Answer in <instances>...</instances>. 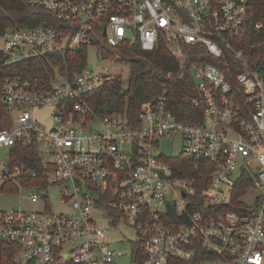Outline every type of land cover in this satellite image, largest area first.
Instances as JSON below:
<instances>
[{
  "label": "built area",
  "instance_id": "2783aa9c",
  "mask_svg": "<svg viewBox=\"0 0 264 264\" xmlns=\"http://www.w3.org/2000/svg\"><path fill=\"white\" fill-rule=\"evenodd\" d=\"M254 1L262 19L252 22ZM27 2L54 21L1 36L0 104L9 113L0 114V191L41 211L0 209V264H114L126 254L106 241V230L121 220L137 232L142 264L205 253L216 256L208 264H264V57L249 65L233 46L247 30L264 33V0ZM126 45L166 46L181 70L190 66L196 95L187 101L200 109L198 122L176 120L165 87L133 123L125 113L91 115L85 96L122 70L86 63L72 72L48 60L83 48L88 57L93 47L102 60L126 61ZM227 53L241 67L229 77L215 64ZM29 58L47 61L43 78L2 76ZM44 109L42 120L34 110ZM175 137L178 155L155 154L161 139ZM15 145L35 148V167L12 162ZM177 156L210 167L200 198L194 180L164 159ZM240 181L248 184L233 199Z\"/></svg>",
  "mask_w": 264,
  "mask_h": 264
},
{
  "label": "trees",
  "instance_id": "16d2710c",
  "mask_svg": "<svg viewBox=\"0 0 264 264\" xmlns=\"http://www.w3.org/2000/svg\"><path fill=\"white\" fill-rule=\"evenodd\" d=\"M253 4L258 11L252 13L250 17L252 22L262 19L259 1H254ZM47 20L54 21L47 11L41 7L29 5L27 0H0V36L8 29L33 28ZM233 46L243 51L249 65H254L256 60L264 57V33L247 30L233 41ZM123 52L125 53L123 58L130 66L127 88L123 87L122 77L119 76L87 94L85 101L90 107L91 115L103 117L113 113H125L133 123L145 102L160 95L165 87L169 108L176 120L186 123L198 122L200 109L194 108L187 101L188 97L196 95L195 82L188 64L181 70L180 63L173 58L166 46L148 52L140 50L137 45H126L123 46ZM48 58L53 64L65 62L72 72L78 71L87 63L86 48L66 54L64 60L61 55ZM225 58L226 62L220 60L215 64L224 70L228 77L241 71L240 64L234 62L230 54L227 53ZM73 60H77L74 65ZM198 60L200 59L191 58L190 62ZM46 68H48L46 60L29 58L5 67L2 76L25 79L43 78L46 75ZM8 113L9 110L0 104V114L8 115ZM34 155V147L15 145L12 149V162L26 163L35 167L31 162ZM164 159L175 171L179 169L178 175L194 180L195 195L197 199L200 198L203 188L209 181L210 167L200 165L199 168H195L193 163L184 161L180 156L164 157ZM247 184L248 181L239 182L233 199L242 195ZM131 248L130 264H142L144 253L140 249V241L131 242ZM214 259H216L214 254L205 253L197 255L190 261L171 257L168 264H208V261Z\"/></svg>",
  "mask_w": 264,
  "mask_h": 264
},
{
  "label": "rangeland",
  "instance_id": "374dc122",
  "mask_svg": "<svg viewBox=\"0 0 264 264\" xmlns=\"http://www.w3.org/2000/svg\"><path fill=\"white\" fill-rule=\"evenodd\" d=\"M3 39L0 36V50L3 49ZM98 49L93 47L89 48L87 57V64L89 67L100 66L108 67L110 69H121L123 78V87L127 88V80L129 76L130 66L127 61L123 60H102L97 56ZM35 115L44 120L48 116L47 110H34ZM181 149V142L179 137L174 139H161L159 145L154 149L155 154H165L167 156L178 155ZM51 210L55 213L64 211V207L59 204L56 190L53 191V198L51 200ZM20 207L24 211H41V208L34 205L28 199H19L14 192H1L0 191V209L10 210ZM98 221L104 227L108 226L104 218H99ZM138 239L137 232L127 222L121 220L116 225H113L106 230V241L113 247L121 249L125 252V256L117 259L114 264H130V245Z\"/></svg>",
  "mask_w": 264,
  "mask_h": 264
}]
</instances>
